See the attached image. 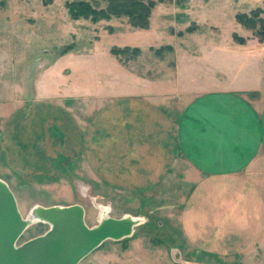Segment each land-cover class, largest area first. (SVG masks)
<instances>
[{
    "label": "rangeland",
    "instance_id": "obj_1",
    "mask_svg": "<svg viewBox=\"0 0 264 264\" xmlns=\"http://www.w3.org/2000/svg\"><path fill=\"white\" fill-rule=\"evenodd\" d=\"M76 1L101 9L108 6V0H0V178L15 194L18 209L25 215L35 204H81L91 227L97 211L80 198L83 187L110 205L113 218L145 217L147 223L136 227L132 238L108 241L80 264H253L251 242L236 233L239 225L229 212L237 194L199 189V183L205 188L207 177H198L197 172L187 177L183 162L145 192L114 188L100 178L95 185L73 181V192L68 193L59 184L49 187L23 179L21 172L11 170L1 148L10 116L31 98L37 74L51 65L52 80L71 73L74 83L83 77L90 87L104 91L151 86L138 76L153 79L165 74L170 82L176 57L183 88L215 78L226 79L235 88L255 80L264 85V42L236 18L255 10L264 18V0H146L154 6L147 29L132 26L125 16L97 22L73 19L68 5ZM126 47L131 51L123 53ZM136 48L139 52L133 51ZM215 213L224 221L221 226L210 223ZM47 230L43 224L34 226L19 243ZM172 250L180 252L182 261L174 259Z\"/></svg>",
    "mask_w": 264,
    "mask_h": 264
},
{
    "label": "crops",
    "instance_id": "obj_2",
    "mask_svg": "<svg viewBox=\"0 0 264 264\" xmlns=\"http://www.w3.org/2000/svg\"><path fill=\"white\" fill-rule=\"evenodd\" d=\"M54 67L37 74L31 98L6 124L1 149L11 170L68 193L73 181L95 185L100 178L145 192L183 162L187 177H207L199 189L237 194L229 211L235 232L251 242L253 264H264V85L235 88L215 78L183 88L177 57L171 83L165 74L138 76L151 86L135 91H104L83 77L74 83L71 73L52 80ZM217 214L209 217L214 226L224 223Z\"/></svg>",
    "mask_w": 264,
    "mask_h": 264
},
{
    "label": "water",
    "instance_id": "obj_3",
    "mask_svg": "<svg viewBox=\"0 0 264 264\" xmlns=\"http://www.w3.org/2000/svg\"><path fill=\"white\" fill-rule=\"evenodd\" d=\"M7 184L0 178V264H80L104 243L131 238L133 228L141 223L122 215L89 227L81 204L34 205L29 213L39 217L35 225L43 224L50 229L16 246L33 223L22 217L15 194ZM108 211L110 215L111 209Z\"/></svg>",
    "mask_w": 264,
    "mask_h": 264
},
{
    "label": "trees",
    "instance_id": "obj_4",
    "mask_svg": "<svg viewBox=\"0 0 264 264\" xmlns=\"http://www.w3.org/2000/svg\"><path fill=\"white\" fill-rule=\"evenodd\" d=\"M69 13L73 19H89L92 22H97L102 19H109L112 16H125L129 19L132 26L136 28L147 29L150 24V15L152 12L153 3L146 0H108L106 9H101L91 3L85 1L71 2L68 5ZM260 10L252 11L250 15L242 14L236 16L240 24L247 29L254 30L259 38V41L264 42V18L260 17ZM235 40L239 44H243L244 40L236 36ZM118 50H113L112 53H117ZM131 51L126 47L122 50L123 53ZM133 51L139 52L136 48ZM160 52L161 50H157Z\"/></svg>",
    "mask_w": 264,
    "mask_h": 264
},
{
    "label": "bare ground",
    "instance_id": "obj_5",
    "mask_svg": "<svg viewBox=\"0 0 264 264\" xmlns=\"http://www.w3.org/2000/svg\"><path fill=\"white\" fill-rule=\"evenodd\" d=\"M2 179V178H1ZM83 184V183H82ZM80 194V193H79ZM88 194V193H87ZM80 196V198H82V195L80 194L79 195ZM83 197L84 198H82V200H86V201H89V202H91L92 203V207H94L95 209H96V211H97V215H96V218H97V221H96V224L95 225H93V226H96V225H98L100 222H101V220H104V219H107V218H110L111 217V212H110V215H109V211H108V208L109 209H111V207L109 206H107V205H102L100 202L99 203H97L96 202V198H95V196L94 195H90V194H88V195H86V197L83 195ZM39 207H44V206H41V205H38ZM54 206H59V205H54ZM61 207V206H60ZM108 207V208H107ZM19 208V207H18ZM31 209V208H30ZM30 209L27 211V213L25 214V215H23L22 213H21V211H20V209H19V211H20V213L22 214V217L26 220V221H28V222H30V223H33L29 228H28V230L29 229H31L32 227H34V226H37V225H39V224H37V225H35V223L37 222V220L39 219V217L35 214V213H29V211H30ZM123 216H126L127 218H129V219H131V220H133V221H140L141 223H139L138 225H137V227H140V226H142V225H145L146 224V219H145V217H142V216H132L131 214H124ZM24 220V221H25ZM39 221V220H38ZM86 221V220H85ZM41 222V221H40ZM145 222V223H144ZM50 226H51V224H50ZM48 227V229H50V227L49 226H47ZM133 235L131 236V238L134 236V234H135V231H136V227L135 228H133ZM20 243H18L16 246H18ZM174 254V258L176 259V261L177 262H179V261H182V259H181V255H180V252L179 251H177V252H174L173 253ZM182 264H201V263H198V262H192V263H183V261H182Z\"/></svg>",
    "mask_w": 264,
    "mask_h": 264
},
{
    "label": "flooded vegetation",
    "instance_id": "obj_6",
    "mask_svg": "<svg viewBox=\"0 0 264 264\" xmlns=\"http://www.w3.org/2000/svg\"><path fill=\"white\" fill-rule=\"evenodd\" d=\"M79 191H80V194L82 195V198H84L83 195H84L85 197H86V195H88L87 192H86V190L83 189V188L79 189ZM95 198H96V197H95ZM83 201L86 202V200H83ZM88 202H89V201H88ZM96 202L99 203V201H98L97 199H96ZM100 203H101V202H100ZM89 204H92V203L89 202ZM101 204H102V203H101ZM35 205H36V204H35ZM37 205H40V204H37ZM37 205H36V206H37ZM102 205H104V204H102ZM105 205H106V204H105ZM33 206H34V205H33ZM41 206H42V205H41ZM29 208H30V207H29ZM96 215H97V214H96ZM96 215H95V217H96ZM95 224H96V223H95ZM95 224H94V225H95Z\"/></svg>",
    "mask_w": 264,
    "mask_h": 264
},
{
    "label": "built area",
    "instance_id": "obj_7",
    "mask_svg": "<svg viewBox=\"0 0 264 264\" xmlns=\"http://www.w3.org/2000/svg\"><path fill=\"white\" fill-rule=\"evenodd\" d=\"M107 206L109 207L110 205H107ZM19 242H20V241H19ZM19 242H18V243H19ZM20 244H21V243H20Z\"/></svg>",
    "mask_w": 264,
    "mask_h": 264
}]
</instances>
